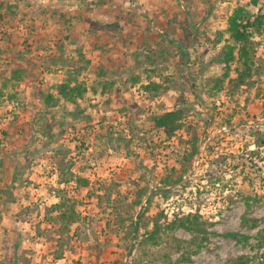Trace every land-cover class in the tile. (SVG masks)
Returning <instances> with one entry per match:
<instances>
[{"label": "rangeland", "instance_id": "obj_1", "mask_svg": "<svg viewBox=\"0 0 264 264\" xmlns=\"http://www.w3.org/2000/svg\"><path fill=\"white\" fill-rule=\"evenodd\" d=\"M237 6L264 0H0V264H264V29L239 82Z\"/></svg>", "mask_w": 264, "mask_h": 264}, {"label": "trees", "instance_id": "obj_2", "mask_svg": "<svg viewBox=\"0 0 264 264\" xmlns=\"http://www.w3.org/2000/svg\"><path fill=\"white\" fill-rule=\"evenodd\" d=\"M258 0H252V4L256 5ZM264 29V7L258 9L253 13L245 9L244 6H237L233 9L231 15L227 18L228 33L227 44H225L226 52L222 59L224 68L226 71L230 68V64L233 61H238L241 67L236 68V79L239 82L244 80V77L249 75L251 70V64L253 63L251 52L253 50L251 38L255 33H260ZM232 42V43H231ZM57 94L67 100H74L77 95L82 93V89L78 86H69L67 83H62L56 88ZM46 102L54 104L56 98L52 94L46 95ZM180 114L178 111H168L159 117L155 118L154 124L156 127L167 128L168 131H174L178 127L177 120ZM198 216L195 214H187L174 220L170 223L171 227L175 224L187 229H198ZM229 235L235 236L236 233H229Z\"/></svg>", "mask_w": 264, "mask_h": 264}]
</instances>
